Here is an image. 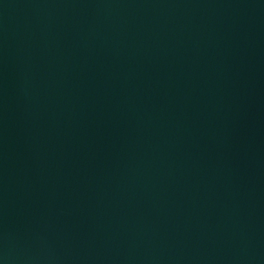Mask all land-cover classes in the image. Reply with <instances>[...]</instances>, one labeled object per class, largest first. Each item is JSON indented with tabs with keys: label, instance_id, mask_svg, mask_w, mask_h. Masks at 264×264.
I'll return each instance as SVG.
<instances>
[{
	"label": "water",
	"instance_id": "water-1",
	"mask_svg": "<svg viewBox=\"0 0 264 264\" xmlns=\"http://www.w3.org/2000/svg\"><path fill=\"white\" fill-rule=\"evenodd\" d=\"M0 264H264V0H0Z\"/></svg>",
	"mask_w": 264,
	"mask_h": 264
}]
</instances>
